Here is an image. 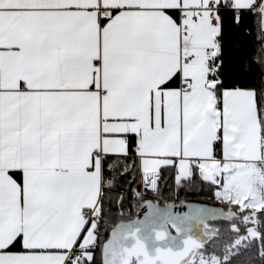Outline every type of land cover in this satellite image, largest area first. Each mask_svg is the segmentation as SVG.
Segmentation results:
<instances>
[{
	"label": "snow or ice",
	"instance_id": "obj_1",
	"mask_svg": "<svg viewBox=\"0 0 264 264\" xmlns=\"http://www.w3.org/2000/svg\"><path fill=\"white\" fill-rule=\"evenodd\" d=\"M0 264H264V0H0Z\"/></svg>",
	"mask_w": 264,
	"mask_h": 264
},
{
	"label": "trees",
	"instance_id": "obj_2",
	"mask_svg": "<svg viewBox=\"0 0 264 264\" xmlns=\"http://www.w3.org/2000/svg\"><path fill=\"white\" fill-rule=\"evenodd\" d=\"M189 199H192V200H197L198 199L199 202H204V203H207V204H210V205L213 203V201H211L210 199H208V198H206L204 196H200V197L190 196ZM135 214H136V212L134 210L133 211V217H134Z\"/></svg>",
	"mask_w": 264,
	"mask_h": 264
},
{
	"label": "water",
	"instance_id": "obj_3",
	"mask_svg": "<svg viewBox=\"0 0 264 264\" xmlns=\"http://www.w3.org/2000/svg\"><path fill=\"white\" fill-rule=\"evenodd\" d=\"M201 204H205V205H210L204 202H199ZM185 211L187 210L186 208L184 209ZM143 211H146V209H144ZM143 211H141L140 213H136L133 217V219H142L143 218Z\"/></svg>",
	"mask_w": 264,
	"mask_h": 264
}]
</instances>
